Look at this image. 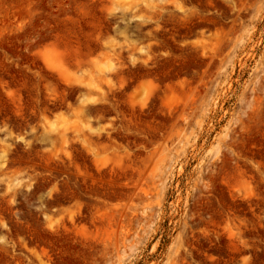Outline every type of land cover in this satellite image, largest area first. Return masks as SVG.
I'll return each mask as SVG.
<instances>
[{
    "label": "rangeland",
    "instance_id": "374dc122",
    "mask_svg": "<svg viewBox=\"0 0 264 264\" xmlns=\"http://www.w3.org/2000/svg\"><path fill=\"white\" fill-rule=\"evenodd\" d=\"M0 264H264V0H0Z\"/></svg>",
    "mask_w": 264,
    "mask_h": 264
}]
</instances>
